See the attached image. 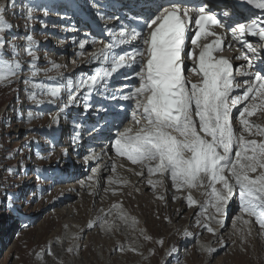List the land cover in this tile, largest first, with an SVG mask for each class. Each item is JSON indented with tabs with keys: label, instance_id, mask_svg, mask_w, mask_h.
<instances>
[{
	"label": "snow or ice",
	"instance_id": "snow-or-ice-1",
	"mask_svg": "<svg viewBox=\"0 0 264 264\" xmlns=\"http://www.w3.org/2000/svg\"><path fill=\"white\" fill-rule=\"evenodd\" d=\"M237 2L257 11H252L245 22L234 25L228 23V10L213 12L206 0H162L156 3L155 10L147 18L133 17L136 21L133 27H129L119 16L108 17L117 22L114 27H119L118 33L106 29L111 33V42L89 54V61H100L101 67L92 75L83 74L75 83L69 76L61 77L66 79V84L57 81L58 86H49L33 83V78L41 71L47 76L49 71H58L63 65L49 61L51 68L41 70L38 67L40 58L33 50L38 45L33 35L8 38L12 25L5 16L9 7H16V0H7L0 4V85L10 87L14 83H23L27 98L35 105L45 103V99H38V96L48 98L47 103L57 105L58 108L53 115V123L56 125L59 124L61 113L71 106H78L81 92L86 102L91 100L94 92L104 99L131 102L132 124L122 130L118 128L111 143L115 154L126 157L133 165H139L141 172L136 173L137 175H143L146 169L149 177L147 184L153 189L164 186L165 179H169L171 187L176 191L189 190L185 197L187 205L191 207L199 204L196 225L217 236L221 248L226 247V243L218 229L224 228L228 206L236 193L240 215L233 220L235 232L241 235L242 242H246L251 236L252 221L244 219L247 216L255 218L259 234L264 236V126L250 120L258 109L260 116L264 117V0ZM93 7L100 8L102 5L93 3ZM36 10L35 6L28 7L26 20H34L33 13ZM97 15L104 19L100 12ZM43 16H49V9L46 7ZM218 17H223V20ZM41 24L47 27L45 21L41 20ZM193 24L195 32L190 37L192 48L188 49V33ZM212 26L226 29L233 40L240 41L247 50L248 54L241 52L235 56V60L246 62L236 69L235 74L232 60L221 54L226 33L218 34L210 30ZM25 28L28 29L27 23ZM245 35L258 38V43H250L244 39ZM209 38L210 42L201 43L202 39L209 41ZM18 39L25 40L26 45L16 43ZM86 43L84 40L79 41L80 51L75 55L85 54ZM91 43L94 45L96 40ZM118 48L119 52L116 51ZM22 49L29 60L21 59ZM186 60L193 61V66L187 70L199 77L197 82L184 75ZM121 69L124 71L119 72ZM25 70L28 75H25ZM117 73L132 83L111 87L110 80ZM237 90L240 93L233 94ZM16 91L19 92V89ZM16 98L19 99V96ZM245 101L248 103L245 104ZM242 104L244 106L238 109V116L234 121L233 110ZM117 107L125 112L128 105L119 104ZM91 108L92 105L86 103L85 114ZM101 111L106 112L107 109L100 106L97 113ZM43 115V111H27L28 121ZM236 123L239 129L235 128ZM74 127L76 130L71 139L73 145H77L81 141L79 129L82 125L74 122ZM97 130L94 127L90 132ZM50 148L54 150V142H50ZM90 152V155L84 157L85 162L98 161L99 154L93 150ZM67 154V149H64V155ZM15 155V151L8 153V156ZM36 155L41 159L46 158L41 157L39 152ZM111 169L116 171L114 162ZM5 171L14 175H27L23 160L18 168L6 167ZM42 171L39 167L34 169V173ZM99 171L98 168H93V176L88 177L89 180L95 177L97 186ZM157 174L163 179H152ZM39 179L40 176H37V180ZM107 180L109 184H127L126 180L121 181L111 176ZM195 189H202V201L198 202L191 195V190ZM39 190L37 187V191ZM104 191L109 189L105 188ZM158 198L165 199L164 196ZM12 199L11 195L7 196L9 210L14 208ZM172 199L176 200L177 197L174 195ZM112 209L117 210L116 215L120 221L128 222L129 218L120 205L114 204ZM111 214L110 210L108 214L97 218L99 227L106 232L113 231L114 225L108 218ZM237 222L245 227L237 228ZM132 224H135L134 219ZM212 224L216 227L210 226ZM95 226L96 223L89 222L87 228ZM141 232L143 233V229ZM183 236L186 239H198V234L194 235L190 231H184ZM71 239L79 241L81 237L74 234ZM144 239L149 240L151 237L144 235ZM158 243L162 244L163 241ZM199 247L209 259L218 251L203 243ZM73 250L74 247L70 246L67 252L72 253ZM117 250L123 252L125 249L119 246ZM129 250L136 251V248ZM178 251L173 245L167 255L179 260ZM46 254L54 255L50 249H45L37 253V257L43 258Z\"/></svg>",
	"mask_w": 264,
	"mask_h": 264
},
{
	"label": "rangeland",
	"instance_id": "rangeland-1",
	"mask_svg": "<svg viewBox=\"0 0 264 264\" xmlns=\"http://www.w3.org/2000/svg\"><path fill=\"white\" fill-rule=\"evenodd\" d=\"M6 2L7 0H0V4ZM61 2L66 1L61 0ZM89 2L99 4L96 0ZM82 3L87 5L86 0H82ZM32 6L37 9L33 13L35 19L28 21L26 20V10ZM45 7L49 9L48 17L43 16ZM65 7L64 3L57 5L54 0H16V7L8 8L5 19L12 25L8 38L33 35V38L38 42L33 50L40 58L38 67L41 70L51 68L49 61L63 65L58 71H49L47 76L41 71L36 78H33V83L58 86L56 82L60 81L61 84H66V79L47 78L57 74L60 75V78L71 76L74 82L77 80L75 76L70 74V69L76 66L77 60H84L82 56L74 55L80 51L78 46L80 39L78 36L72 37V35L79 32H75L77 29L72 26L74 24L69 25L72 21L70 16L66 13L61 15L55 10L58 8L60 12H64ZM100 10L102 11L99 8L93 9V14ZM63 15L68 17L65 19ZM41 20L45 21L47 27L41 24ZM87 21L85 19V22ZM26 23L28 29L25 28ZM53 32L60 35H55ZM67 32L69 33L68 36L63 34H67ZM112 32L118 33L116 29ZM110 36L107 40L101 39L109 43L111 41ZM15 42L26 45V41L23 39H18ZM95 45L92 43L86 45L85 53L94 52V47L101 48V46ZM46 56L47 60H45ZM21 59H30L23 49L21 50ZM82 63L81 65L89 64L87 67L99 65V61ZM25 75H28L27 70H25ZM114 85L119 86L120 82H116ZM24 88L23 83H14L10 87L0 85V264H206V261L209 264H264V236L259 234V226L255 224L254 217H248L252 221V234L246 242H242L241 235L235 232L233 222H230V227L227 226L228 230L223 231L226 247L221 248L217 241L211 239L213 234L196 225L195 217L200 211L198 205L189 207L186 200L181 202L185 205L184 213L179 219L182 224L177 227L178 230L172 228L179 222V220L172 221L173 217H171L173 215L171 206L180 203V201L174 202L177 199H172L174 193L169 197L166 193H161L165 197L164 200L159 199V196L155 195L150 188L143 189L146 192L144 194L132 193L129 189L132 186L130 174L121 178L122 180L120 179L121 181L126 180L127 184L116 183L118 187L114 189L115 195L109 191L105 192V188L110 189L106 177L111 174V171L101 174L104 179L101 182L99 180L98 186L95 177L92 180L88 179L89 176H93L91 171L93 168L98 167L99 173L106 171L104 165L103 167L98 166L103 160L91 164V170L88 169L90 162L88 161L85 166L88 172L84 174V178H81L82 181L86 180L84 187H80L77 180L69 182L73 180L72 178L66 181L63 178L65 173L58 172L56 169L58 166L55 167V165L61 162L63 165H67L64 149H67L69 155L71 146L63 139V135L71 137V133L67 132V127L65 129L67 131H64L63 120H60L58 125L53 123V115L56 114L57 110L50 107L47 103L48 98L38 96V99H45V103L35 105L25 95L27 93ZM16 89H19V92ZM37 91L39 92V90ZM17 95L19 99L16 98ZM73 107L79 108L77 111L81 112V117L84 116L82 115L83 108L80 109L81 106ZM28 110H32L34 113L43 111L44 115L28 121ZM65 120L67 125L74 126L71 121L72 117H66ZM6 124L7 126H5ZM50 142H54V150L50 148ZM13 151L16 152V155L14 157L8 156V153ZM37 152L40 153L41 157L46 158L37 157ZM6 156L7 159H5ZM35 158L39 161V168L43 170L41 173L29 175L27 172V175H14L5 171L6 167L18 168L21 160L27 166L28 171L29 168L32 169V164L29 163ZM37 176H40L39 180H37ZM29 177H31L30 180H26ZM77 177L80 178L78 175ZM14 185H19V187ZM122 185L128 188L123 189ZM37 187H39V191H37ZM170 188L173 189L171 186ZM157 189L161 190L160 187ZM30 193L35 194L30 195ZM137 194L139 196L149 194L152 198L146 196V200L140 203L136 197ZM9 195L13 198L14 208L12 210L7 208V196ZM128 196L132 201V208L123 204ZM114 204L123 206L125 211L133 213L139 221L144 222L142 216L149 217L148 219H151L148 224L150 234L147 231L144 232L145 230L142 233L135 229L131 230L127 226L125 228L115 213L116 209H112ZM102 209L111 210L112 214L108 218L114 225L112 232L105 230L103 232L97 223V218ZM93 220H95L96 226L85 230L86 223ZM236 227L245 226L241 222H237ZM184 231H190L194 235L198 234V239H186L183 236ZM230 231L231 236L229 238L227 234ZM74 234H80L81 237L79 243L75 241L78 243V247L72 253L61 252L66 244L74 242L71 239ZM144 235L151 237V239L145 240ZM59 238L62 239L61 245H58L57 239ZM161 240L163 243H158ZM233 241H235L234 244ZM113 243L116 244L114 247L112 246ZM201 243L218 249L213 254L212 259H209L208 255L200 250L199 245ZM82 245L88 246L84 249L83 254ZM173 245L179 250V260L167 255L168 250ZM119 246H123L125 250L123 252L117 250ZM132 247H135L136 251L129 250ZM45 249H50L54 255L46 254L43 258H38L37 253Z\"/></svg>",
	"mask_w": 264,
	"mask_h": 264
},
{
	"label": "bare ground",
	"instance_id": "bare-ground-1",
	"mask_svg": "<svg viewBox=\"0 0 264 264\" xmlns=\"http://www.w3.org/2000/svg\"><path fill=\"white\" fill-rule=\"evenodd\" d=\"M62 1H64V0H62ZM66 2H61V0H54V3H56V4H59V5H62L63 3L65 4V5H67L68 6V2H69V5H75V2L76 1H78V2H82V0H65ZM73 1V2H72ZM105 0H96V2H98L99 4H101L102 2H104ZM67 3V4H66ZM224 6H226L227 4L226 3H224L223 4ZM92 8V11H93V9H96V8H94L93 6L92 7H90V9ZM68 9H70V7H68ZM99 9H102V8H99ZM71 10V9H70ZM98 10V9H97ZM91 11V12H92ZM109 17H113V15H111V16H109ZM85 22V21H84ZM105 24V25H104ZM116 24V21H114L113 23H111V24H109L107 21H102V25H104V27H105V29H111V28H113L112 30H114L115 29V27H112V26H114ZM86 27H88V25H85ZM88 30H89V27H88ZM79 32L80 33V31L79 30H76L75 32ZM94 29H92V32H91V35H88V36H90L91 38H87V40H85V41H87V43H86V45H88L89 43H91V41H92V39H93V36H95L96 34H98L97 33V31H94ZM116 31H118V30H116ZM88 34V33H87ZM221 34H223L222 32H221ZM106 35H107V38L106 39H104V40H107L108 38H109V36H110V33L109 32H107L106 33ZM85 37V36H84ZM100 37V36H99ZM103 38V37H102ZM103 39H102V41H104ZM110 43V42H109ZM105 44H107L106 42H105ZM121 47H123V46H121ZM118 50V52L120 51V49L118 48L117 49ZM89 54L90 53H85L82 57H83V59L85 60L86 59V61H89ZM78 58V57H77ZM187 64H188V62H187ZM87 65H89V64H85L84 63V65H82L83 67H87ZM193 66V64L191 65V67ZM118 76V73L117 74H114L113 75V78H115V77H117ZM188 79L189 80H191V81H193V82H197L198 81V77L196 76V75H194V74H192L191 72H189L188 73ZM112 78V79H113ZM115 83L116 82H120V85H122V84H125V83H132L131 81H126L125 83H124V81H122V80H120V79H116L115 81H114ZM119 85V86H120ZM92 102L93 101H91V100H89V101H87V102H85V103H89V104H92ZM81 108H83V107H80V109ZM77 109H79V108H77ZM76 109V110H77ZM84 111V110H83ZM90 114H88V113H86L84 116H83V118H85V117H87V116H89ZM94 115V114H93ZM96 115H98V116H100L101 118L105 115V112H103V111H101V112H99V113H97ZM130 124H132V123H130L129 121H125V122H122V128L123 127H125V126H129ZM262 126H264V125H262ZM133 127H134V124H133ZM70 129V125L68 124L67 125V130H69ZM71 130V129H70ZM114 141V139H111L110 141H107V142H104L105 143V145H106V147L104 148V149H102V150H107V155H111V157H108V158H106V159H104V158H102L101 156H100V158H99V160L98 161H100V160H103V161H101L100 163H99V165L98 166H101V167H103V165L105 166V168H106V171H104V172H101V173H99V180H100V182L102 181V179H104V176H102L101 174L102 173H108L109 171H111V174L108 176V177H113L114 179H116V178H118L119 180L121 179V178H123V177H125L126 175H128V174H130V177L132 178V186H130L129 187V189H130V192L132 191V193H146V192H144L143 191V189H148V188H150V189H152V192H154L155 193V195H158V196H162V194L161 193H166L167 194V197H169V196H172L173 195V193H174V195L177 197V200L176 201H174V202H179L180 201V203H177V204H174V205H172L171 207H172V216L171 217H173V219H172V221H174V222H176V220H179L180 219V217L183 215V213H184V209H185V205L183 204V203H181L182 201L184 202L185 201V197L189 194V190H187V189H184V190H181V191H176L175 189L173 190V189H171L170 188V186H171V181L169 180V179H165V182H164V186H157L155 189H153L151 186H149L148 184H147V179L149 178L148 177V174H147V172H146V169L144 170V173H143V175H137L136 173H138V172H141V167L139 166V165H133L130 161H128L127 159H126V157H120V156H117L116 154H115V151H114V149H112L111 148V143ZM101 155V154H100ZM98 161H90L89 162V166H88V169H90V167H91V164L93 165L94 163H96V162H98ZM93 162V163H92ZM115 163L116 164V171L115 172H113L112 171V169H111V164L112 163ZM96 168H98V167H96ZM88 172V170H86V169H84L83 170V172L81 173V174H86ZM93 174V173H92ZM84 178V176H80V178H77V179H75V180H77V181H79V186L80 187H84L85 186V183H86V180L84 179V181H82L81 180V178ZM108 177H106V178H108ZM152 179H163L162 177H160L159 175H154L153 177H152ZM81 180V181H80ZM122 180V179H121ZM88 181V180H87ZM96 181V180H95ZM104 181V180H103ZM107 181V185L110 187V189H109V193H113V192H115L114 191V189H117V185H116V183H114V184H109L108 183V180H106ZM95 183V182H94ZM168 185V186H167ZM93 186V185H92ZM102 186V185H101ZM161 188V190L159 189H157V188ZM122 188L123 189H127L128 187L126 186V187H124L123 185H122ZM122 188H120V189H122ZM131 188H133V190H131ZM91 189V188H90ZM99 189V188H98ZM94 190V189H93ZM95 191H96V189H95ZM100 191V190H99ZM129 192V193H130ZM201 192H202V189H195V190H191V195L193 196V198L195 199V200H197L198 202L199 201H202L203 200V197L201 196ZM146 196H148L149 198H152V197H150L151 195H149V194H145V195H136V197L138 198V201L140 202V203H142V202H144L146 199ZM128 199H125L124 200V205L125 206H128V207H131L132 208V201L129 199V196L127 197ZM169 201V200H168ZM168 201H166V202H168ZM140 205V204H139ZM138 205V206H139ZM170 205V204H169ZM198 205V208H199V204H197ZM121 206V205H120ZM144 207V206H143ZM121 208H122V210H123V212L127 215V217L129 218L128 219V222L127 223H124V222H120V223H122L123 224V226L125 225V228H126V226H127V228H129L130 227V229L132 230V229H135L136 231H141V229H143V230H145L144 232H148L149 234H150V226L148 225L149 224V222H150V220L151 219H148V218H146L145 216H142V217H144V222H142V220H137L135 217H134V214L133 213H129V212H127V211H125L124 209H123V206H121ZM144 208H146V207H144ZM126 209V208H125ZM190 211H192V210H190ZM189 211V212H190ZM101 214L100 215H103V214H108L109 213V211H107L106 209H102L101 211ZM112 212H115V211H112ZM116 212H117V210H116ZM115 212V213H116ZM135 220V224L133 225L132 224V220ZM95 220H93L92 222H94ZM137 221V222H136ZM147 221H148V223H147ZM88 223L89 222H87L86 224L88 225ZM181 224H182V221L181 220H179V222H178V224L176 225V226H174V227H172V228H176L177 230H178V228L177 227H179V226H181ZM212 227H216V225L215 224H213V225H211ZM85 230H89L88 228H87V226H85V228H84ZM228 229V227L225 229V226H224V228H222V229H218V232H219V234L220 235H222V237H223V231H225V230H227ZM127 230V229H126ZM103 232H104V230H103ZM80 235V234H79ZM228 236H229V238H230V236H231V231L227 234ZM228 238V239H229ZM213 241H218V238H217V236H213V238H211ZM58 240V245H61V238H59V239H57ZM80 241V240H79ZM76 242H78V241H76ZM75 241L73 242V243H68V244H66V246H64L63 247V249L61 250V252H63V253H66L67 252V249L70 247V246H73L74 247V250L73 251H75V248H77L78 247V243H76ZM226 243V242H225ZM83 244V243H82ZM215 244V243H214ZM116 244H112V246L114 247ZM60 247V246H59ZM81 248H82V254H83V252H84V249H86V248H88V246L86 245V246H84V245H82L81 246ZM76 250H78V249H76ZM65 255V254H64ZM208 260V259H207ZM207 263L206 264H209L208 263V261H206Z\"/></svg>",
	"mask_w": 264,
	"mask_h": 264
}]
</instances>
